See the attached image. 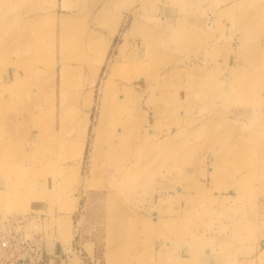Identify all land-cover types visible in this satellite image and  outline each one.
<instances>
[{
    "label": "rangeland",
    "instance_id": "374dc122",
    "mask_svg": "<svg viewBox=\"0 0 264 264\" xmlns=\"http://www.w3.org/2000/svg\"><path fill=\"white\" fill-rule=\"evenodd\" d=\"M0 180L54 264H264V0H0Z\"/></svg>",
    "mask_w": 264,
    "mask_h": 264
},
{
    "label": "built area",
    "instance_id": "2783aa9c",
    "mask_svg": "<svg viewBox=\"0 0 264 264\" xmlns=\"http://www.w3.org/2000/svg\"><path fill=\"white\" fill-rule=\"evenodd\" d=\"M34 219V215L0 217V254L21 264L43 260L44 239L32 226Z\"/></svg>",
    "mask_w": 264,
    "mask_h": 264
},
{
    "label": "crops",
    "instance_id": "0c3cea01",
    "mask_svg": "<svg viewBox=\"0 0 264 264\" xmlns=\"http://www.w3.org/2000/svg\"><path fill=\"white\" fill-rule=\"evenodd\" d=\"M163 19H164L163 22L166 23V19L167 18H165V16H164ZM4 180H0V190H3L4 189V186H5L4 184H6L8 182V181H4ZM40 185H42V183H40ZM58 250H59V243H58V241H56L54 243V241H51L49 239H46L45 240V244H44V255H43L44 264H54V262H56L58 260V259H55L56 258V251H58ZM185 251H186V253L185 254H182V255L189 256L190 251L188 249H184L183 252H185ZM199 264H219V258H218L217 255H215L214 251H208L207 252L206 260H202Z\"/></svg>",
    "mask_w": 264,
    "mask_h": 264
},
{
    "label": "bare ground",
    "instance_id": "6f19581e",
    "mask_svg": "<svg viewBox=\"0 0 264 264\" xmlns=\"http://www.w3.org/2000/svg\"><path fill=\"white\" fill-rule=\"evenodd\" d=\"M210 15H211V12H210ZM212 23H210V25H211ZM17 69V68H16ZM15 73V72H14ZM12 74V73H11ZM11 79L13 80V79H15L14 78V74H12V76H11ZM154 115V114H153ZM64 223H62L61 225H63ZM209 251V250H208Z\"/></svg>",
    "mask_w": 264,
    "mask_h": 264
}]
</instances>
